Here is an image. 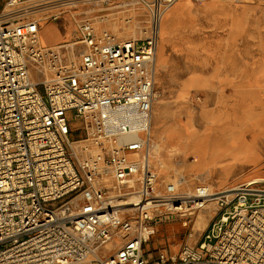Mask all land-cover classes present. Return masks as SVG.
<instances>
[{"label": "built area", "instance_id": "obj_1", "mask_svg": "<svg viewBox=\"0 0 264 264\" xmlns=\"http://www.w3.org/2000/svg\"><path fill=\"white\" fill-rule=\"evenodd\" d=\"M73 1L0 9V264H264V177L185 195L181 170L158 191L160 7L143 37L100 15L45 42L42 20L59 21ZM162 199L185 212L214 202L216 214L197 242L147 251L149 208Z\"/></svg>", "mask_w": 264, "mask_h": 264}, {"label": "bare ground", "instance_id": "obj_2", "mask_svg": "<svg viewBox=\"0 0 264 264\" xmlns=\"http://www.w3.org/2000/svg\"><path fill=\"white\" fill-rule=\"evenodd\" d=\"M83 1L89 0L68 3L59 23L42 27L45 42L72 39L78 19L72 5H79ZM155 4L160 7V12L151 161L159 176L169 178V174L177 170V157L185 160L180 167L185 170L186 181L180 189L188 195L198 182L207 181L216 187L220 165L226 163L228 158L233 159L231 164H235L228 173L233 176L243 169L240 157L244 160L246 155L262 151L264 147V91L257 85H253L249 93L248 90L243 92L236 88L227 102L218 101L213 105L214 109L205 111L202 117L193 118L188 112L185 122L173 120L176 102L199 106L192 93L185 95L187 99L178 98L183 96L180 93L187 87L207 86V81H212L218 74L235 76L229 80L240 81L243 80L244 70H250L256 76L264 75V1L120 0L113 2L111 7L117 8L118 13L129 10L127 14L134 19L136 28L142 34H147V22L151 21ZM125 17L123 15V19ZM112 25L114 29L117 28L115 24ZM249 51L250 64L247 62ZM204 164L212 168V178H203L199 172ZM256 177L264 176L252 178ZM235 183L233 180L226 185ZM158 191L165 193L160 185ZM149 209L151 216L154 211L174 210L175 218L169 219L167 216L169 220H162L166 223L169 221V225L173 226L188 225L189 220L184 216L191 214L193 225L188 243H193L192 239L195 241L198 222L204 224L205 219L211 218L214 212L201 219L203 208L188 212L182 209L184 212H178V208L173 207L167 199L157 201ZM153 232L155 229L146 226L145 240Z\"/></svg>", "mask_w": 264, "mask_h": 264}, {"label": "rangeland", "instance_id": "obj_3", "mask_svg": "<svg viewBox=\"0 0 264 264\" xmlns=\"http://www.w3.org/2000/svg\"><path fill=\"white\" fill-rule=\"evenodd\" d=\"M118 1L120 0H107V1H100V2H97V0H91V1L89 0V1H83L79 3V5H72V7L76 12L75 16H77L78 20L83 19V18H93L95 16H100V15H107V17L109 18V22L111 24L113 23L116 25L117 28L115 30H120L121 28H125L127 31L126 35L134 33V35H137L139 37L145 36L146 34H142L139 28H136V24L132 16L130 14H127L128 12H130L129 10L118 13L117 8L111 7L113 2H118ZM196 1L199 2V0H196ZM4 3H5V0H0V9L3 7ZM123 15H126L124 19H123ZM47 19L48 21H54L55 23H59L58 21L53 20L51 18H47ZM148 23L149 22H147V25ZM47 43H50V42H47ZM199 95L200 93H197L195 95V103L196 102L198 103L197 97ZM173 110H174L173 120H176L178 122H180L182 119H186L188 116L187 114L188 112L192 115L193 118L200 117L202 113L205 112V109L197 108L193 106L192 103H189V102H176V104H174ZM155 130H156V126H154V132ZM183 169H184L183 167L178 166L177 170H174L173 172L169 174V178L168 177L166 178V176L160 175V180H159L160 186H162L163 189H165V183L170 179V177L172 175H175L176 173H178L179 171ZM255 176H258V175H251L247 177L243 176V177H240L234 180V182H237V183L242 182L244 180L251 179L252 177H255ZM204 182H207V181H204ZM198 183H201V182H198ZM214 207H215L214 202H211L208 205H206L203 208L204 211L200 215V218L201 219L207 218L211 214V212H213ZM178 212H183V211H178ZM162 216H165V217H162ZM167 216H169V219L175 218L176 213L174 210H168L166 212L156 211V216H153L152 218L147 219L146 226L148 227V229H151L152 227L153 229H155V232L151 233L150 238L144 241L145 250L148 251V250H153L155 248H160V249H169V250L175 251V250H178L182 244L187 243L188 237L192 233L193 221H191L192 219L191 214L184 216V217H187V219L189 220V224L184 227L180 226L179 224L176 226L169 225L170 224L169 221L167 223L165 221H162V220H169L167 219ZM210 222H211V219L209 217L205 219L204 224H200L201 222H198V225L196 227L198 232H196L195 239L201 238L202 233L204 232L205 228ZM200 229L201 230L204 229L202 233H199Z\"/></svg>", "mask_w": 264, "mask_h": 264}, {"label": "crops", "instance_id": "obj_4", "mask_svg": "<svg viewBox=\"0 0 264 264\" xmlns=\"http://www.w3.org/2000/svg\"><path fill=\"white\" fill-rule=\"evenodd\" d=\"M56 25L54 21H43L42 20V27ZM59 36V35H58ZM56 36V37H58ZM58 41V40H55ZM50 43L54 41H49ZM246 57H244L245 60ZM247 62L251 63V54L250 51L247 55ZM244 77L243 80H229V78H235V76H229L226 77L224 75H216L214 76V79L212 81H207V86L204 85H196L187 87L184 89V92L180 93L183 96H179V99H187L185 97L186 94L192 93V95L195 98V95L197 93H200V95H205V99L203 101H198V108L205 109V111H212L214 109V106L218 101L227 102V99L231 96V94L236 90V88L241 89L243 92L248 90V93L250 92L252 86H258V88L262 89L264 91V75L256 76L251 73L250 70H244ZM225 78V79H224ZM213 106V107H212ZM205 113H202V116H204ZM186 119H182L180 122H185ZM176 121V120H175ZM185 124V123H182ZM246 157V159H244ZM243 157L244 160L239 159V162L243 164V169L238 171L235 175L230 176L228 175L229 171H231L234 167V163L231 164L233 159H227L225 160L226 163H222L219 168V174L216 177V187H223L226 184L230 183L233 180H236L240 177H247L251 175H263L264 176V147L262 151L257 150L254 154L246 155ZM260 163V164H259ZM259 164V165H258ZM263 164V166H262ZM258 165L257 167H255ZM255 167V168H254ZM201 172V175L203 178H212V168L208 164H204L202 169L199 171ZM216 214V207H214V212L212 214L211 220L215 217ZM202 229V228H201ZM199 230V233H202L203 230ZM198 233V234H199ZM199 238L195 239L194 242H197ZM193 242V243H194Z\"/></svg>", "mask_w": 264, "mask_h": 264}]
</instances>
